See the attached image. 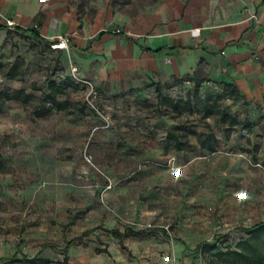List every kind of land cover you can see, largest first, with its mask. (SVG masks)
Returning <instances> with one entry per match:
<instances>
[{
	"label": "rangeland",
	"instance_id": "obj_1",
	"mask_svg": "<svg viewBox=\"0 0 264 264\" xmlns=\"http://www.w3.org/2000/svg\"><path fill=\"white\" fill-rule=\"evenodd\" d=\"M70 1L80 14L93 15L100 0ZM165 1L110 3L129 16L160 12ZM244 3L243 12L260 25L258 11ZM0 23H5L1 15ZM11 27L0 28V88L23 87L31 97L0 99V264H26L24 253L52 259L71 253L92 257L87 264H94L98 246L127 252L128 239L114 241L104 225L113 220L134 224L120 216L114 189L135 193L134 177L144 164L128 156L120 160L118 155L132 146L113 137L125 126L162 124L167 114L180 126L182 141L180 264H247L226 260L198 244L227 234L223 248H234L247 236L242 227L264 220V91L262 98L234 96L222 80L204 70V59L197 73L161 83L159 93L154 79L141 84L98 80L81 69L70 34L69 48L58 49ZM113 31L130 32L121 26ZM260 40L258 36L256 43ZM252 54L264 62V46ZM88 56L92 66L101 63L93 52ZM50 78L65 80L67 88L58 97L71 101L75 112L57 109L46 99ZM165 95L180 100L179 106ZM188 97L190 103L184 101ZM222 109L234 119L222 116ZM208 133L217 137L214 150L199 144V135ZM160 166L178 169L168 157ZM149 182L160 189L159 183ZM147 227L155 228L149 250L166 252L161 227ZM86 229L93 230L84 234ZM166 229L174 232L170 225ZM73 237L77 239L66 250ZM73 264L85 263L76 258Z\"/></svg>",
	"mask_w": 264,
	"mask_h": 264
},
{
	"label": "crops",
	"instance_id": "obj_2",
	"mask_svg": "<svg viewBox=\"0 0 264 264\" xmlns=\"http://www.w3.org/2000/svg\"><path fill=\"white\" fill-rule=\"evenodd\" d=\"M243 1L258 11L260 25L243 12L242 0H166L160 12L145 10L129 16L115 9L110 0H100L93 15L80 14L70 0H0V11L49 39L70 34L81 69L98 80L141 84L154 79L157 91L158 84L193 76L204 59V70L211 77L235 82L247 98H262L264 62L252 52L264 46V0ZM118 26L130 32H114ZM258 36L261 40L256 43ZM90 51L101 60L97 67L91 65ZM163 118L162 124L125 126L113 137L132 146L118 155L120 160L128 156L144 166L134 177L135 193L114 189L120 216L133 219L134 224L113 220L104 226L141 232L123 236L128 239L127 252L108 246V251L97 253L94 264H180V126L168 114ZM173 156L178 169L161 168L163 158ZM146 181L161 187L153 188ZM149 223L161 227L158 231L165 237L166 252L154 254L147 247L155 230L147 227ZM168 225L173 233L166 229ZM113 237L118 242L122 239ZM69 256L70 264L76 258L85 264L93 259Z\"/></svg>",
	"mask_w": 264,
	"mask_h": 264
},
{
	"label": "trees",
	"instance_id": "obj_3",
	"mask_svg": "<svg viewBox=\"0 0 264 264\" xmlns=\"http://www.w3.org/2000/svg\"><path fill=\"white\" fill-rule=\"evenodd\" d=\"M0 28H6L8 31L12 30V27L7 25L6 23H0ZM15 29L20 31L23 34L30 33L34 38L39 41L45 42L47 45H51L54 40L49 39L43 36L35 27H25L22 25H16ZM61 49V48H58ZM224 85L226 88L230 89V92L233 93L234 96L239 97L243 94L241 93L240 88L235 82L225 81ZM48 91L45 92L46 99L54 105L57 109H64L71 113L75 112V109L70 108L71 101L67 99H59L58 95L64 92L67 88V83L65 80H56L50 78L48 81ZM161 87L158 84L157 91L160 92ZM31 97V93L27 91L23 87H15L12 89H2L0 88V99H22L24 101L29 100ZM164 99L173 103L174 107H178L180 104V100L174 101L170 96L165 95ZM191 98L188 97L184 100L186 103H190ZM83 110V107L80 108ZM222 116H229L232 120L234 117L229 115L225 109L221 110ZM186 135V133L184 134ZM200 144L209 150H214L216 148L217 137L213 133H208L207 135H199L198 137ZM178 147H182V141L180 140V144ZM1 164V161H0ZM111 231L113 235L123 237L128 233L137 234L140 233L141 230H134L131 227H127L124 231H121L119 228H106ZM243 230L247 232V236L240 239L237 242L236 247H228L223 248V243L227 240V234H221L215 236L212 241H208L205 243L198 244L199 247L204 245L207 246L208 249H215V254L220 256L226 260H241L245 261L247 264H259L264 262V253L261 248L264 247V220L258 221L250 226L242 227ZM93 229H86L84 234H89ZM77 237H73L68 240L66 244V250L69 249L71 244L75 242ZM97 252L108 251L106 247H96ZM23 260L26 264H62L63 262H68L69 255L68 253L64 256L63 259H52L47 256L40 255L37 253L35 255H27L23 254Z\"/></svg>",
	"mask_w": 264,
	"mask_h": 264
},
{
	"label": "built area",
	"instance_id": "obj_4",
	"mask_svg": "<svg viewBox=\"0 0 264 264\" xmlns=\"http://www.w3.org/2000/svg\"><path fill=\"white\" fill-rule=\"evenodd\" d=\"M0 15L4 17L5 23L9 26H16L18 25V22L15 20V18L11 16L5 15L3 12L0 11ZM54 48H61V49H68L70 45V37L67 34H60L58 36V39L54 40V42L51 44ZM75 68V67H74ZM169 161L173 163L175 161V157L169 158ZM147 226H153L152 223L147 224Z\"/></svg>",
	"mask_w": 264,
	"mask_h": 264
}]
</instances>
